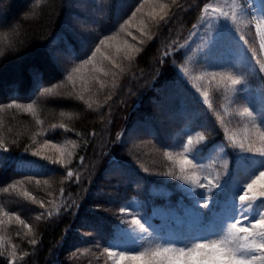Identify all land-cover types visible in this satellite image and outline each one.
<instances>
[{
  "label": "trees",
  "instance_id": "16d2710c",
  "mask_svg": "<svg viewBox=\"0 0 264 264\" xmlns=\"http://www.w3.org/2000/svg\"><path fill=\"white\" fill-rule=\"evenodd\" d=\"M209 2L0 0V264H116L109 253L132 200L148 213L194 204L173 183L186 135L203 136L206 151L246 119L220 111L232 88L204 81L206 101L180 69ZM229 36L219 42L231 46ZM226 58L208 73L236 74ZM250 84L242 77L234 103L257 119L264 97L251 99ZM220 192L212 205L233 193Z\"/></svg>",
  "mask_w": 264,
  "mask_h": 264
},
{
  "label": "rangeland",
  "instance_id": "374dc122",
  "mask_svg": "<svg viewBox=\"0 0 264 264\" xmlns=\"http://www.w3.org/2000/svg\"><path fill=\"white\" fill-rule=\"evenodd\" d=\"M249 27L252 35L250 40H244L243 33ZM227 33L232 34L227 38L232 44L229 47H226V39L219 42L221 37H225ZM220 44L225 45V47L221 49ZM262 45H264V0H210L204 6L198 21L183 43V47L186 49L187 62L180 69L187 79L198 83L196 87L202 95L201 98L204 99L205 97L206 101H210V94L204 81L216 80L217 84L232 88L228 92H231L233 106L228 107L223 102L220 111L224 110L225 117H229L232 115L230 112L236 110L240 114H245L246 119L238 125L229 123L228 129L224 127L225 137L216 145L209 144V142L206 151L202 150L200 137L194 134L186 135L184 140L185 155L180 159L181 178L173 183L184 194L190 195L188 197L194 201V204L188 207L186 214L172 210L174 207H170L168 204H156L148 213L147 207H141L140 202L132 200V208L127 207L128 223L130 224L120 231L118 230L116 238L112 242L111 253H116V255L111 256L116 264H144L143 260H120V252H124L127 256H135L144 252L146 253L144 260H150L152 264H169V261H174L179 255L175 251L176 249H187L196 243L222 240L225 246L229 248L238 242L244 243L245 234L237 233L236 235L240 239L239 241L234 240L225 227L229 223V215L231 214L232 194L229 196L224 193L221 197L222 204L220 206H218L219 204L212 205V200L211 208L207 214L200 215L196 210L195 202L200 198L199 192L204 190L187 183L184 177L200 180H203L204 177L212 179L214 184H219L215 190L214 198H217L218 192L220 194V190L223 188L234 192L233 185L242 186L250 200L240 201L239 195L236 196L234 203L239 214L237 215L238 220L247 219L243 217L241 209L248 211L244 207L248 203L260 211L256 201L264 199V196L261 195L264 193V174H262L264 173V128L261 130L258 122H261V127H264V118L256 119L253 110L244 104L243 106L235 105L234 98H240L238 96L239 88L238 85L231 83L229 77L240 79L242 77H254V80L259 84L258 86L248 85L252 89V92L249 93L250 98L257 101L264 97V83L254 76L259 71L257 70V63L259 62L260 66L264 65V46ZM210 51L215 53V62L209 61L207 55ZM255 56L256 59H254ZM226 57L231 59L232 64L235 63L236 68L233 71L237 69L236 74L228 72L227 69L213 71V74L208 73L209 64L215 63L214 65H217L218 61H224ZM59 59L62 61L65 56H61ZM198 63L207 64V67L194 74L192 70L197 67ZM239 65L240 68H237ZM228 67L233 68V66ZM235 90L236 94L234 95ZM262 103L263 105L259 108L260 111L264 110L263 98ZM228 108L232 110L229 112ZM245 108L252 112L251 116L244 113ZM189 137L192 138L191 143H189ZM240 145H243V148ZM197 147L199 149L193 152V149ZM253 153L259 154L254 157L247 155ZM242 154L247 157L246 161H244ZM186 160H192V162L187 163ZM249 184L251 185L250 188L248 187ZM243 194L245 193L242 192L241 195ZM174 200L176 198L171 201ZM250 218L255 219L256 217L252 214ZM137 219L144 224L147 231L134 223ZM242 226L250 227V224L244 223ZM258 231H264V229H258ZM248 238L253 239L251 234H248ZM256 239L258 241V237ZM138 244L140 246L134 252L131 247ZM164 249H169V251L165 252ZM157 251L161 254L153 257L152 253ZM200 251L204 253L208 250L201 249ZM256 255L260 254L256 253ZM181 264H192V262L185 256L181 257ZM254 264H260V261L257 260Z\"/></svg>",
  "mask_w": 264,
  "mask_h": 264
},
{
  "label": "snow or ice",
  "instance_id": "6c2138e0",
  "mask_svg": "<svg viewBox=\"0 0 264 264\" xmlns=\"http://www.w3.org/2000/svg\"><path fill=\"white\" fill-rule=\"evenodd\" d=\"M101 43H103V41ZM97 51H99V49H97ZM207 56L210 62H215V53L210 51ZM261 68L264 69V65H262ZM229 79L233 85L241 84L240 78L229 77ZM46 91L50 92L51 89H47ZM31 107L32 105H28L29 110ZM244 113L249 116L252 115V112L248 111L247 108L244 109ZM258 115L260 118H264V110H261ZM191 139L192 138L189 137V143H191ZM200 139L203 140L204 137L201 136ZM240 147L243 148V145H240ZM198 149L199 147L193 149V152ZM186 162L191 163L192 160H186ZM67 175L71 177L72 173L68 172ZM184 179L187 183L204 190L199 192L200 198L195 202L196 210L200 215H204L205 210H209L211 208V201L215 196V190L219 184H214L213 180L208 177H204L203 180L188 177H184ZM233 187L235 188V191L232 193L231 198V214L229 215V223L226 224L225 227L234 240L239 241L240 239V237L236 235L237 233L245 234L243 237L244 243L238 242L231 248L225 246L222 240H211L209 242L196 243L194 246H190L187 249H176L175 251H177L179 255L174 261H169V264H181V257L185 256L191 260L192 264H254L257 260L260 261V264H264V231H258V229H264V199L256 201V205L259 207L260 211H257L256 207H254L251 203L246 204L244 207H246L248 211H244L242 208L241 212L243 217H246L247 219L238 220L237 215L239 214L236 211V205L234 203L236 196L239 195L240 201H248L250 198L247 196V193L242 186L233 185L232 188ZM248 187L250 188L251 185L249 184ZM242 192L245 194L241 195ZM261 195L264 196V193ZM252 214L255 215V219L250 218ZM21 222L23 223V221ZM134 223L140 225V228L144 231H147V229L144 228V224L141 223L139 219L135 220ZM244 223H249L250 227L242 226ZM248 234H251L253 239L250 240L248 238ZM257 237L258 241L256 239ZM33 243H35V241H33ZM201 249H207L208 251L202 253L200 251ZM164 251L167 252L169 249H164ZM256 253H259L260 255H256ZM160 254L161 253L157 251L153 252L152 256L156 257ZM109 255L114 256L116 253H109ZM145 256L146 253L144 252H140L135 256H127L124 252H120L119 259L143 260L144 264H152L150 260H144Z\"/></svg>",
  "mask_w": 264,
  "mask_h": 264
}]
</instances>
